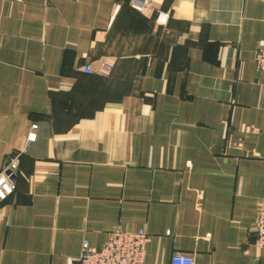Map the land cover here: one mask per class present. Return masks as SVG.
<instances>
[{"label": "crops", "instance_id": "1", "mask_svg": "<svg viewBox=\"0 0 264 264\" xmlns=\"http://www.w3.org/2000/svg\"><path fill=\"white\" fill-rule=\"evenodd\" d=\"M261 44L264 0H0V264H72L117 227L145 264H264Z\"/></svg>", "mask_w": 264, "mask_h": 264}, {"label": "built area", "instance_id": "2", "mask_svg": "<svg viewBox=\"0 0 264 264\" xmlns=\"http://www.w3.org/2000/svg\"><path fill=\"white\" fill-rule=\"evenodd\" d=\"M135 7L149 9L151 0H132ZM167 14H160L159 20L166 22ZM258 71L264 80V44H261L255 54ZM107 68L112 63L105 62ZM28 134V140L34 141L38 136V124L34 123ZM20 163L19 154L8 158L5 167L0 170V202L7 199L14 190V176ZM256 244L264 247V204L259 208L254 225ZM148 233L144 228L129 229L117 227L111 231L107 241L101 247H94L88 240H84L82 250L72 264H145ZM171 264H195L192 254L176 252L171 258Z\"/></svg>", "mask_w": 264, "mask_h": 264}, {"label": "rangeland", "instance_id": "3", "mask_svg": "<svg viewBox=\"0 0 264 264\" xmlns=\"http://www.w3.org/2000/svg\"><path fill=\"white\" fill-rule=\"evenodd\" d=\"M17 173V172H16ZM16 175V174H15Z\"/></svg>", "mask_w": 264, "mask_h": 264}]
</instances>
